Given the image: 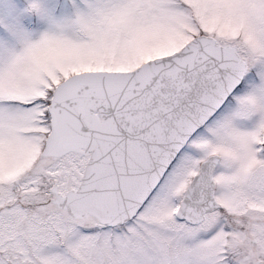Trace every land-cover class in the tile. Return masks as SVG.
<instances>
[{"label":"snow or ice","instance_id":"6c2138e0","mask_svg":"<svg viewBox=\"0 0 264 264\" xmlns=\"http://www.w3.org/2000/svg\"><path fill=\"white\" fill-rule=\"evenodd\" d=\"M0 264H264V0H0Z\"/></svg>","mask_w":264,"mask_h":264}]
</instances>
